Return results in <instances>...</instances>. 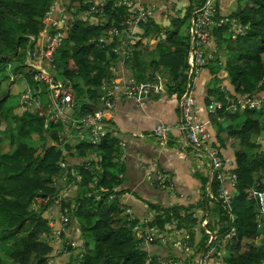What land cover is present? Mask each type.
<instances>
[{"label":"trees","instance_id":"obj_1","mask_svg":"<svg viewBox=\"0 0 264 264\" xmlns=\"http://www.w3.org/2000/svg\"><path fill=\"white\" fill-rule=\"evenodd\" d=\"M97 1L66 2L65 13L69 12V18L62 28L66 37L55 54L54 73L73 84L74 120H80L84 114L96 109L104 92L103 86L112 84L118 64L127 68L131 59H123L115 51L120 47V36L104 34L106 29L124 28L122 22L128 16V7L115 5L117 0H105L102 15H97L101 21L94 23L90 16L93 6H100ZM160 1L166 3L167 8L170 0ZM207 1L181 0L180 3H186L183 17L177 16L176 11L170 14L176 5L167 8L170 22L166 28L160 26L163 19L157 11L154 17L141 24L144 31L140 35L156 38L154 49L159 56L152 64L168 69L172 76L167 82L168 93L179 98L192 80L188 62L191 18L200 15ZM223 1L213 0L214 18L237 19L242 32L233 30L227 38L223 32L232 27L230 22L213 27L212 37L220 46L219 50L224 47L228 54L218 56L217 68H209L211 75L204 99L208 107L214 101L222 103V108L209 112V119L218 126L219 132L227 133L228 139L239 140L243 148L236 151L234 172L238 183L231 210L228 211L218 196L219 181L215 176L213 196L209 200L219 205L222 221L237 231V235L228 241L230 250L235 253L229 264H263L264 243H247L244 251H241V245L243 236L255 238L264 234V223L259 227V201L252 192L253 189L264 191V146L253 141L264 135V0H238L230 13L227 6L222 5ZM74 2L78 3L77 7L73 6ZM52 3L53 0H0V128L4 122L7 125L3 132L0 130V134L7 137H0V264H54L55 260H59V264H147L149 258L151 264H163L150 256L143 242L136 239L132 229L138 219L132 222L126 219L117 197L126 192L124 181L131 156L145 148H131L125 138L128 154L121 160L119 138L110 132L100 144L89 143L92 150H88L80 140L66 137L60 126L62 120L46 119L49 115L48 95L43 94L44 105L32 111H22V102L11 100L15 95L11 93L10 85L20 79L25 80L34 92L41 90L48 94L42 90L47 85L35 80L34 73L27 70L26 58L28 51L36 47L30 36H39L45 26L44 16ZM183 26L185 32L188 31L186 35L182 33ZM13 76L19 79L15 80ZM146 78H154V75ZM241 99L249 100V103L258 100L260 106L241 109ZM233 103L238 105L234 113L230 112ZM222 119L227 121L225 125L220 123ZM48 138L54 144L48 145ZM3 139L9 141L6 150L2 148ZM90 153H98L101 161L87 158ZM74 154L79 163L72 166L68 164V155L74 157ZM62 161L66 167L61 166ZM143 167L140 175L147 169L145 161ZM77 174L82 176L81 180ZM153 181L157 182L156 179ZM101 187L107 191L100 192L102 196L97 199L92 191ZM111 194L116 195L112 200L109 199ZM204 200H207L206 195ZM56 203L60 205V214L69 218L58 245L52 220L45 215ZM151 207L157 214L149 225L159 228L160 234L166 224L175 220L187 228L196 225L190 208L160 209L154 204ZM189 232L188 243L196 245L198 251L205 250L208 234L204 232L202 240L197 241L195 233ZM88 237L94 242L91 250ZM161 240L159 237L154 242ZM79 247V253L74 254ZM168 262L174 264L173 259L168 258Z\"/></svg>","mask_w":264,"mask_h":264},{"label":"crops","instance_id":"obj_2","mask_svg":"<svg viewBox=\"0 0 264 264\" xmlns=\"http://www.w3.org/2000/svg\"><path fill=\"white\" fill-rule=\"evenodd\" d=\"M142 1L144 3L148 2V4L152 3L156 5H160L162 2H159L160 0ZM222 5H224L225 8L227 6L228 12L229 2L224 0ZM161 7L164 8L165 5H160V8ZM156 9L158 8L156 7ZM59 13L60 12L56 13L58 17ZM160 22L164 25L168 24L164 20H160ZM192 28L191 24V29ZM143 31V28H140V34H143ZM140 34L139 38L143 37V35ZM149 38L147 43H145V40L139 41L137 45L133 46V51L130 56L131 59L127 68H125L122 63L118 64V69L112 84L119 81L121 78L125 79L132 77L136 79V73L139 71L145 73V78L159 74L161 80H164L163 83L167 87V82L170 81L172 76L167 68L163 66L157 67L152 64L158 59L159 52L154 49L156 38ZM216 45V39L212 37L209 45L205 48L206 51H209L208 56H213L212 59L214 60H216L221 53L219 50L220 46L217 45L219 51L216 53L217 57L214 56L212 50ZM209 68L210 67L206 66L202 74L194 81H191L194 84L193 87L196 89L198 100L196 113L208 126L211 133V145L220 148L228 171L233 172L235 168L236 151L242 149L243 146L233 142L232 139H228L226 132H219L218 126L213 125L209 119V107L205 104L204 99L207 95V80L211 75ZM136 80H138V78ZM112 84H105L102 94H104L108 88L110 89ZM113 98L116 106L114 108L113 117H108L106 120V129L108 133H114L119 138L120 144L122 140L126 141L125 138H127L128 141L126 142L131 145V148L139 146L145 148L143 151H136V153L131 156L129 168L127 166L126 181H124L126 192L118 194L121 201L130 206L137 217L141 219L145 218V222L148 221V224L154 219V212L157 214V210L151 207L152 204L160 207V209L171 207L190 208V212L194 213L193 217L196 218V225L192 228L184 227V225L180 226L176 220L173 221V223L166 224V228L162 231L164 235L160 234L157 237V239L162 237V240L150 243L145 242V249L148 250L150 256L156 257L158 261L163 264L168 262V258L173 259L174 264H199L200 257L204 250L198 251L196 245L188 243L191 234L189 231L195 233L197 241L202 240L205 232L208 234V242L205 250L209 246H217V253L212 258L211 264H229L231 255L235 253L230 250L231 243L228 246V241L237 235V231L234 226L229 228L230 225L228 226L226 222L222 221L221 215L219 214V205L209 200V197L213 196L212 188L209 187L211 158L207 150L196 148L187 139V134L183 127L184 122L180 106L181 98L169 93L162 96H153L152 94L146 98L144 106H141L135 100L119 97L117 95ZM159 122L172 126L170 140L166 145H161L154 135V128ZM221 122H224V125L227 123V121L223 119L220 123ZM74 132L75 133L71 136L76 140H81L80 138H76L77 136L80 137L82 134L87 137L89 133L88 129L85 128H75ZM134 132H142L144 136L137 138L132 137L131 135ZM253 141L259 142L264 146V136L262 137V135L260 137H255ZM125 145L126 144L120 146L122 148V154H124L123 159H126L128 154ZM73 151L75 152L76 150L73 149ZM87 158H92L98 162L102 159L98 157V153H90V156ZM68 159H70L68 164L72 166L79 163L78 156L75 154L74 157L68 155ZM144 161L147 169L145 168V173L140 175V170H144ZM154 161L158 162V167L161 171L171 175V185H162L157 183V180V182H154L153 179L147 178L146 174L149 170V166ZM121 175L123 176V174ZM62 181L65 182L64 180ZM74 188L75 187L72 189ZM103 188L106 189L105 187ZM228 188L232 193L233 200L236 186H233L230 180L228 182ZM252 192H254V189ZM204 194L207 197L206 201L204 200ZM52 207L53 208L49 212L53 214V216H57L60 213V205L56 203ZM229 210L228 208V211ZM231 218L234 220L233 217ZM258 219L260 221L259 227H261V225L263 226L264 222L262 220L264 219ZM173 229L175 230L174 235L172 233ZM234 232L235 235H231ZM69 233L70 232H68V234ZM167 234L169 235V239ZM228 234L230 237H228ZM166 237L167 240H165ZM174 239L177 240V245H175L176 241ZM179 241L181 242V246L178 245ZM247 243H254L255 245L263 244L264 234L258 235L255 238L243 236L241 251L246 250ZM58 244L59 241L56 242V245ZM56 252H58V249L55 253ZM54 264H59V260H55Z\"/></svg>","mask_w":264,"mask_h":264},{"label":"built area","instance_id":"obj_3","mask_svg":"<svg viewBox=\"0 0 264 264\" xmlns=\"http://www.w3.org/2000/svg\"><path fill=\"white\" fill-rule=\"evenodd\" d=\"M105 0L101 1V6H103ZM143 2V1H142ZM140 0H121L120 3L117 1L115 5H126L129 9L128 16L126 20L122 22L124 25L123 29H118L113 27L110 31L112 35H121L122 40L120 47L115 48L116 53L120 54V57L129 58L133 46L137 41H144L147 43L149 41L148 36H143L139 38L141 24L147 22L152 17H154V7L148 3H142ZM65 0H53L50 9L46 12L44 16V28L40 31L39 36L31 35L30 38L33 42H36V48L30 50L28 53V65L31 67L35 80L40 83H44L48 88V107L50 106L51 114L50 119L58 121L62 119L64 122L71 124L76 128L88 129V140L94 145L100 144L103 139L107 136L108 131L106 129V120L108 117H113L114 108L116 106L114 96H119L127 99L135 100L141 106L146 103V98L148 95L156 94L162 96L168 94V89L161 80L159 74H155L154 78L145 79L143 81H138L135 78H121L119 81L114 82L110 89L102 94L100 98V104L92 112L84 114L80 120H74L71 116L66 113V108L68 106H74L75 95L73 84L69 79H60L54 73L56 68L55 65V54L58 48L62 45L65 39L66 32L62 30L64 22L68 20L66 13L62 12ZM215 6L213 0H208L205 6L201 9L200 15L195 19L192 18L193 28L191 29L194 33L195 42L193 48V54L188 58L190 65L189 75L190 80L194 81L195 77H199L202 74L203 69L209 63L208 53L205 51V47L209 45L212 39V29L215 26H221L225 22H230L234 30L242 32L240 29V23L237 19L223 18L221 20H216L214 18ZM59 13V17L56 13ZM103 41L104 39L101 38ZM116 71V70H115ZM116 74V72H114ZM188 83L185 93L181 97V111L182 119L184 122V129L187 134V139L198 149H203L208 151V155L211 158L213 175L219 181L218 196L224 206L231 210L232 203V193L228 188V182L231 181L233 186L238 183L236 173L229 172L226 166V162L221 154V150L218 146L211 145V133L205 121L200 119L196 113L197 108V95L196 89L193 87L192 82ZM34 92V90H31ZM188 91V92H187ZM187 92V94H186ZM186 94V95H185ZM185 95V96H184ZM242 100V99H241ZM239 101V103L241 102ZM246 106L252 107L254 103L249 100ZM258 101V100H255ZM241 105V103H240ZM238 106V105H237ZM254 106H260L254 105ZM244 107V108H245ZM222 108V103L220 101H214L209 106V112H215L217 109ZM238 108V107H237ZM52 117V118H51ZM172 126L159 122L154 128V135L157 137L161 145H166L170 140V133ZM132 137H143L142 132L133 133ZM85 138V136H84ZM121 144H126L124 140ZM124 154L120 157L123 160ZM62 167H66V163L62 162ZM78 175V174H77ZM148 179H156L162 185H171V175L161 171L158 167V162H152L149 166L147 172ZM122 176V175H121ZM102 191H107V189L101 188ZM254 196L259 201L260 213L259 218L264 219V191L254 189ZM116 195H109V199H114ZM118 201L120 206L124 207V214L129 222H132L135 217L134 210L128 206L126 203L121 201L118 195ZM60 220L56 222L52 221V225L55 228V238L57 241L60 240V235L66 230L69 222V218L66 215H61ZM139 224H135L133 229L137 235V238L145 242H153L157 239L159 229L157 227L150 226L148 223L141 225L140 234H138ZM231 235H235V232ZM228 237L230 235L228 234ZM188 238V237H187ZM76 245V242H74ZM176 245V242H175ZM181 246V242H178ZM217 253V246H209L203 251L199 264H211L212 258ZM151 262V259H148ZM164 264H170L165 262Z\"/></svg>","mask_w":264,"mask_h":264},{"label":"rangeland","instance_id":"obj_4","mask_svg":"<svg viewBox=\"0 0 264 264\" xmlns=\"http://www.w3.org/2000/svg\"><path fill=\"white\" fill-rule=\"evenodd\" d=\"M67 1H69V0H65V4H64V6H62L61 5V7H64L63 9H62V12L64 13L65 12V7H66V2ZM101 1H103V0H98L97 1V4H99L100 6H93V8H92V14H91V16H90V18H91V20L92 21H94V23H98L99 21H101L99 18H98V16L97 15H99V14H101L102 15V11H103V6H101ZM119 3H120V1L121 0H117ZM141 2H142V0H140ZM180 1L181 0H170V1H168L167 2V8L169 9V8H171V7H175V5H176V8H174V10L172 9V12L170 13V14H174V11H176V14H177V16H179V17H183L184 15H185V12H186V9H185V7H186V3H183V2H181L180 3ZM159 2H161V1H159ZM166 2V1H165ZM227 2H229V6H228V12L230 13L231 11H229V10H233L234 8H236V6H237V3H238V0H227ZM142 3H144V2H142ZM148 3V2H147ZM150 5H152L153 7H154V12L156 13V11H157V13H160V17L159 18H162L164 21H166L167 23H169L170 22V17L167 15V11H168V9L166 8V7H164V8H160V6L159 5H156V4H152V3H149ZM166 3H163V2H161L160 3V5H165ZM73 6L74 7H77L78 6V3H76V2H74L73 3ZM158 8V9H156V7ZM163 9V10H162ZM159 10V11H158ZM128 11H129V9H128ZM97 12V13H96ZM96 13V14H95ZM66 15L68 16V18H69V12H67L66 11ZM171 16H173V15H171ZM83 17H85L84 15H83ZM191 22H192V18H191ZM67 23V21L66 22H64V24H66ZM64 24H63V26H64ZM188 25V24H187ZM160 26L162 27V28H166V27H168L169 26V24H167V25H164V24H160ZM183 29H182V33H184L185 35L186 34H188V31L187 32H185L186 31V27L185 26H183L182 27ZM233 27H231L230 29H228V30H226V31H224L223 33H224V37H227V38H229L230 37V35L232 34V32H233ZM110 29L109 30H107L106 29V31H105V35L106 36H108V35H110ZM190 31H191V29H190ZM140 33V32H139ZM120 36V41L122 40V36L121 35H119ZM66 37V36H65ZM235 37V36H234ZM220 41V43H221V41H222V39H220L219 40ZM137 43H138V41H137ZM137 43L135 44V45H137ZM135 45H131V46H135ZM223 45H225V43L223 44ZM221 46H222V44H221ZM207 47V46H206ZM205 47V48H206ZM36 48V47H35ZM30 51V50H29ZM29 51H28V53H29ZM132 51H133V49H132ZM206 51V50H205ZM219 50L217 49V45H216V47L212 50V52H213V54H214V56L215 57H217L216 56V53L218 52ZM207 53L209 52V51H206ZM223 54H225V56H227V54H228V52L224 49V47L221 49V53L219 54V55H223ZM213 57V56H212ZM212 57L211 56H209V63L207 64V65H209V67L210 68H217L219 65L217 64V61L216 60H214V59H212ZM27 60H26V64H27V70H31V71H29V72H33L32 71V69H31V67L28 65V60H29V57H28V55H27V58H26ZM208 67V66H207ZM206 68V67H205ZM204 68V69H205ZM204 69H203V71H204ZM167 71V70H166ZM202 71V72H203ZM137 77L139 78V79H142L144 76H145V73H143V72H139V71H137ZM13 78H16L15 80H18L19 79V77L17 76V77H15V76H13ZM195 79H196V77H195ZM145 80V79H144ZM138 81H143V80H138ZM9 83H11L10 81L8 82V84H7V86L9 85ZM11 93H13L15 96L14 97H12V101H14L15 103H19V102H22V106H21V109H22V111H32V110H37L38 108H40V107H42L44 104H43V102L41 101V99H42V95L44 94V95H48V94H46V93H41V90H38V91H36V92H32L31 90H33L29 85H28V83L25 81V80H23V79H20V81L18 80L15 84H12L11 83ZM42 90H44L45 92H48V88H42ZM41 93V94H40ZM74 93H75V91H74ZM75 95V94H74ZM49 98V96H47V99ZM232 100V99H231ZM241 109H244V107H245V105L247 104V101H245V100H241ZM252 103H254L253 104V106L254 105H259V101H253ZM47 104H48V102H47ZM237 104H235V103H233V104H231V108H230V112H232V113H234V112H236V110H237ZM49 115H47V118L46 119H48L49 117H50V114H51V109H50V106H49ZM52 118V117H51ZM52 119H54V118H52ZM49 120V119H48ZM47 120V121H48ZM51 120V119H50ZM60 120H62V119H60ZM63 121V120H62ZM64 122V121H63ZM62 122V124H60V126L62 127V130H65V132H66V137L67 138H71V137H73V136H71L72 134H74L75 132H74V130H75V128L76 127H74V126H72L71 124H69V123H66V122H64L63 123ZM6 127H7V125H6V122H4L2 125H1V128H0V130H2V132H3V130H5L6 129ZM77 129H79V128H77ZM264 135H262V137H263ZM0 137H4V134H0ZM4 138H6L7 139V137H4ZM81 140H80V142L82 143H84L85 144V146H88V150H92L90 147H89V140H88V136L87 137H85L84 138V136L81 134V136L79 137ZM233 141H235L237 144H240V142H239V140H235V139H232ZM2 143V148L4 149V150H6L7 148H8V145H9V141L8 140H4L3 139V141L1 142ZM47 144L48 145H52V144H54V141H52V140H50L49 138L47 139ZM122 144H120V146H121ZM89 159H92V158H89ZM122 160V159H121ZM63 162V161H62ZM62 162H61V166H62ZM66 166H67V164H66ZM78 179L79 180H81L82 179V176L81 175H78ZM101 188H103V187H101ZM99 189L98 191L96 190V189H94L92 192L93 193H95L96 194V196H97V199H100L101 198V196H102V194H100V192H106V191H102V189ZM71 190H67L66 192H70ZM88 195H91L90 193L88 194ZM122 209H124V207H122V206H120ZM45 215L48 217V219H49V221L50 220H52L53 222H56L58 219L60 220V218L61 217H58L59 216V214L57 215V216H53V214H51L50 212H46L45 213ZM156 215V213L154 212V214H153V216H155ZM128 216V215H127ZM126 216V217H127ZM138 219V221L135 223V224H139L138 225V227L137 228H139L138 229V234H140V228H141V225H145V223H148V221H146L145 222V218H143V219H141V218H139V217H137L136 215H135V217H134V220L135 219ZM154 218V217H153ZM133 220V221H134ZM51 224V223H50ZM134 224V225H135ZM134 225H133V227H134ZM55 226V225H54ZM157 229H159V228H157ZM133 231H134V229H132ZM134 233H135V231H134ZM173 235L175 234V230L173 229ZM161 235H164L163 233H161ZM170 235H172V234H170ZM135 236H136V239L137 240H139L138 238H137V235H136V233H135ZM167 237H168V239H169V235L167 234ZM167 237H166V239L165 240H167ZM89 239H90V250H91V248L93 247V239H92V237H88ZM175 241H176V243H177V240L176 239H174ZM141 242H143V241H141L140 240V243ZM73 244H75L74 242H73ZM177 245V244H176ZM80 247L78 248V250H75L74 251V254H77V253H79V251H80ZM151 259V258H150ZM147 264H151V262L149 261V260H147Z\"/></svg>","mask_w":264,"mask_h":264},{"label":"water","instance_id":"obj_5","mask_svg":"<svg viewBox=\"0 0 264 264\" xmlns=\"http://www.w3.org/2000/svg\"><path fill=\"white\" fill-rule=\"evenodd\" d=\"M192 27H193V24H192ZM194 42H195V37H194V33H192L191 34V44H190L189 57H191V55L193 54ZM187 92H186V94H187ZM148 96H150V95H148ZM153 96H157V95L156 94H153ZM65 111L71 117L75 115V108H74V106H68ZM76 138H79V136H77ZM212 167L213 166H212V163H211V171H210L211 175H210V181H209V187H211V188H212V185H213V169H212ZM104 261H105V259H104Z\"/></svg>","mask_w":264,"mask_h":264}]
</instances>
